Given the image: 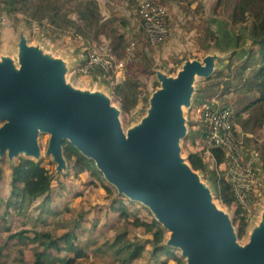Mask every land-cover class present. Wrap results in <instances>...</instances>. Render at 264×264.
I'll use <instances>...</instances> for the list:
<instances>
[{
	"label": "water",
	"instance_id": "1",
	"mask_svg": "<svg viewBox=\"0 0 264 264\" xmlns=\"http://www.w3.org/2000/svg\"><path fill=\"white\" fill-rule=\"evenodd\" d=\"M246 48L213 45L201 58L182 59L172 74L153 68L158 87L144 96L145 114L124 129L112 93L71 85L68 60L46 53L21 30L0 54V160L15 168L21 159L48 156L58 179L68 170L66 142L117 193L151 213L168 232L163 244L177 249L184 264H264V207L240 243L232 218L214 201L215 187L201 179L181 145L188 135L184 108L195 100L197 80Z\"/></svg>",
	"mask_w": 264,
	"mask_h": 264
},
{
	"label": "trees",
	"instance_id": "2",
	"mask_svg": "<svg viewBox=\"0 0 264 264\" xmlns=\"http://www.w3.org/2000/svg\"><path fill=\"white\" fill-rule=\"evenodd\" d=\"M216 4L218 7L229 5L228 22L231 31L237 27L241 30L238 28L240 31L234 33L230 45L223 46L217 44L221 39L220 35L204 27L203 33L209 39L208 42L214 43L220 49L243 46L247 48L240 52L234 51L227 61L218 65L213 74L201 84L194 104H211L213 96L221 98L226 91L235 93L236 106L232 109V122L236 129L253 133L257 137V140L253 139V145L259 153L264 170V0H217ZM1 12L12 16L21 15L28 24L34 22L44 30L60 34L71 30L72 33L92 40L93 44L99 43L100 35L111 37L113 39L110 46L119 57L127 45L124 44L121 34L114 38L111 22L102 19L95 0H0V14ZM140 33H143L141 27L137 35ZM208 46L205 44L203 49ZM98 72L103 73L101 69H98ZM111 91L114 100L126 115L138 104L142 96L138 81L131 77H126L120 83H113ZM198 135L203 137L201 123L200 129L194 130L191 138L194 139ZM199 150L200 148L198 151L189 152L188 160L194 169L205 172L206 160L200 157ZM210 151L220 167L223 163L222 153L215 148ZM64 154L74 173L88 172L90 178L86 183L87 189L100 187L110 199L108 213L112 214L113 219L104 223L110 234L97 230L102 213L88 218L86 215L89 212L86 209L75 211L77 209H71L69 205L63 210L52 208L51 171L41 162L21 159L15 168L8 167L9 189L7 196L0 199L3 206V209H0V230L5 234L0 236V264H6L1 257L6 255L4 251L9 245H24L26 242L35 243L27 247L32 262L27 263L21 257V264H80V259L87 256L89 245L93 246L90 249L94 255L107 253L115 264H136L145 249L150 250L155 264H168L169 261H172V264H184L178 252L163 244L165 231L160 224L153 217L148 219L140 215L137 205L117 193L95 168L92 160L84 157L66 142ZM1 177L0 173V179ZM59 183L64 187L62 181ZM212 184L223 203L236 206L235 222L238 225V236L241 237L246 220L222 168ZM79 195H82L79 190L72 194L78 197ZM12 210L16 215L26 218L23 224L28 223L24 225L28 227L16 231L10 229L7 216L11 215ZM129 226L141 229V237L131 235ZM95 232L102 238L101 243L87 239ZM146 234L150 236L147 237ZM19 252L22 256L21 249Z\"/></svg>",
	"mask_w": 264,
	"mask_h": 264
},
{
	"label": "rangeland",
	"instance_id": "3",
	"mask_svg": "<svg viewBox=\"0 0 264 264\" xmlns=\"http://www.w3.org/2000/svg\"><path fill=\"white\" fill-rule=\"evenodd\" d=\"M144 1H153L166 9L167 33L162 40L154 44L151 42L147 43L143 33H141L142 40L140 35H137L138 26L135 23L137 20L136 14ZM188 1L189 3H187ZM216 1L217 0H137L135 3L136 5L132 7L134 14L132 10V16L129 14L130 17L127 23L121 19V16L111 15L106 12V16L109 17V19L106 20L111 22L114 38L116 35L121 34L125 41L124 44L127 43L123 48L121 57L107 50L108 47H111L110 44L113 39L111 37L100 35L99 43L93 44L92 40L85 39L79 34L72 33L70 32L71 30H65L66 32L62 34L51 30H44L38 27L34 22L28 24L26 20H23L24 18L21 15L12 16L1 12L3 21L0 24V54L7 48L9 42H12L16 38L17 33L23 30L30 41L39 44L46 53L62 56L68 60L69 70L66 75V80L73 86L95 90L100 89L105 90L106 93H112L111 85H113V83H120L125 80L126 77L136 79L140 85L142 96L138 104L127 115L123 112L120 114V122L123 128L126 129L138 122L145 114L148 104L144 96H148L158 87L153 68H162V70L172 74L179 66L182 59L193 57L201 58L206 52H209L208 50H211L212 46L215 44L209 43V39L204 36V27L209 28L211 31H216L220 35L221 39H219L217 44L227 46L232 43L234 33H237L241 29L237 27L235 30L231 31L228 22L229 5L227 7H218ZM138 18L140 26V17L138 16ZM202 40H204V42ZM137 41L139 43L138 47H136ZM205 44L209 46L203 49ZM98 45L102 47V50L99 48L98 55H106L110 58V68L102 74H99L97 70H94L90 74H83L80 71V62L85 58L88 49L90 51H97ZM203 82L204 80H197L194 87L197 88L199 85L200 88ZM234 94L230 93V91H226L221 98L213 96L211 100L217 104L218 107L222 105L228 106L232 111L236 106ZM112 99L115 104H118L114 100L113 94ZM194 103L195 101L192 100L191 108H184L188 135L182 140L181 145L182 154L185 158L189 152L198 151V148H200L199 152H203L205 148L204 142H201L202 136L198 135L194 139L191 138L193 131L200 129V122L198 119L201 105ZM236 132L239 136L238 140L245 143L244 147L246 151L252 153H254V151L257 152L253 145V139L257 140V137L253 133L241 131L240 129H236ZM45 141L46 136L42 135L39 137L41 148L44 147ZM206 158H209V156H206ZM18 161L19 160H16L15 163H18ZM206 161L207 171L203 172L200 177L211 187L213 185L212 181L219 175V170L214 166L209 168L208 165L212 164L211 160L207 159ZM41 164L50 171L53 170L54 164L48 156H44L41 159ZM257 164L259 167L250 180V187H252L250 197L252 199L250 202L248 201V206L243 205L247 210L241 213L244 215L247 226L245 225L246 231L240 237L241 239H239L240 243H244L247 240L251 228L260 220V213L264 207V170L261 167V163ZM8 167L11 166L6 159L0 160V173L2 174L0 179V199L6 197L8 193L10 172ZM224 167L225 164L222 163L219 169L222 168L224 171ZM89 178V174L86 171H76L74 173L68 162L67 172L62 174L58 179H53L51 188L53 201L50 203V206L58 210H63L66 205H69L71 209H77L75 211L86 209L89 212L86 215L88 218H91L94 214L100 215L102 213V216H100L98 220L97 230L110 234L107 232V225H104V223L113 219L112 214L108 213V202L110 199L105 196L100 187L87 189L86 183ZM60 181H62L64 187H61L62 185L60 186ZM253 183L254 185H252ZM241 184H243V187L246 186L244 182H241ZM211 188H213V186ZM77 190L81 191L82 195H79V197L72 196ZM238 195L242 196L241 193H238ZM214 201L230 218H232L234 227H237L238 225L235 222L237 216L235 211L236 206L234 204L228 205L223 203L218 198L217 193L214 194ZM133 203L137 205L140 215L148 219L150 217L152 218L151 213L143 205L135 201ZM0 209H3L1 202ZM103 213H106V215L104 216ZM86 216L85 218H87ZM7 220L12 231L28 227L24 226L28 225V223L23 224L26 218L21 215H16L14 210L11 211V215L7 216ZM129 229L131 235L133 234L141 237V229H134L132 226H129ZM58 231H60V228ZM164 231L165 241L168 232L166 230ZM2 235L5 234L3 230H0V236ZM145 236L149 237L150 235L146 234ZM87 239L97 243L102 242V238L97 232ZM34 244L35 243L26 242L24 245H9V248L4 251L6 255L2 256L1 260H4L6 264H21L19 258L22 257L27 263H31L32 256L27 247H31ZM92 247V245L88 246L86 250L87 256L80 259V264H115L110 260L111 256L107 253L94 255L90 249ZM19 249L22 251V256H20ZM172 250L176 251V253L178 252L177 249L172 248ZM153 259L154 256H152L150 250L145 249L136 264H155ZM168 264H172V261H169Z\"/></svg>",
	"mask_w": 264,
	"mask_h": 264
},
{
	"label": "built area",
	"instance_id": "4",
	"mask_svg": "<svg viewBox=\"0 0 264 264\" xmlns=\"http://www.w3.org/2000/svg\"><path fill=\"white\" fill-rule=\"evenodd\" d=\"M165 8L159 6L153 1H144L139 7L137 12L140 17L143 34L146 37L147 42L156 43L162 40L166 33V13ZM3 19L0 14V24ZM96 50H89L85 58L80 63V71L83 74H90L94 70L98 71L101 69L103 73L110 68V58L106 55H98L99 48ZM110 53H114L111 47L107 49ZM200 113L199 122L203 130V142L204 151L198 152L200 157L204 160L210 159L211 163L209 168L214 166L219 170V165L216 158L212 155L210 149H218L223 155L224 167V177L226 175V180L230 184L232 193L236 199V202L242 212H245L243 205L248 206V201L252 199L250 187V180L257 171L259 165V153L258 151L254 153L246 151L244 147V142L238 140L239 136L236 132V128L232 122V111L228 106L218 107L211 100V104L199 103ZM237 135V136H236ZM237 137V138H236ZM209 156V158H206ZM207 165V161H206ZM244 182L246 186L243 187ZM248 182V184H247ZM254 185V183L252 184ZM251 185V186H252ZM241 193L242 196L238 195ZM250 197V198H249Z\"/></svg>",
	"mask_w": 264,
	"mask_h": 264
},
{
	"label": "crops",
	"instance_id": "5",
	"mask_svg": "<svg viewBox=\"0 0 264 264\" xmlns=\"http://www.w3.org/2000/svg\"><path fill=\"white\" fill-rule=\"evenodd\" d=\"M96 2L98 4L99 11H100V14L103 20L109 19V17L106 16V12H107V13H110L111 15L114 14L117 16H121L122 17L121 19H123V21L127 23L130 15L132 16V10H133L132 7L136 5L135 3L137 2V0H96ZM133 14H134V10H133ZM136 16H137V20H136L137 22L135 21V23L138 26L137 31H139V27H140L139 18L137 14ZM140 37H141V33H140ZM141 40H142V37H141ZM138 44L139 43L137 41L136 47H138Z\"/></svg>",
	"mask_w": 264,
	"mask_h": 264
}]
</instances>
